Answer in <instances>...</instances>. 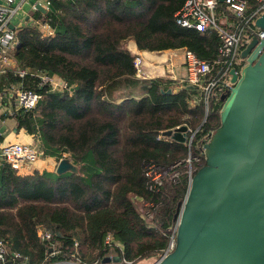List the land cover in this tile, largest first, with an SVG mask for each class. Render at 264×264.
Instances as JSON below:
<instances>
[{"label": "trees", "instance_id": "trees-1", "mask_svg": "<svg viewBox=\"0 0 264 264\" xmlns=\"http://www.w3.org/2000/svg\"><path fill=\"white\" fill-rule=\"evenodd\" d=\"M186 1L50 0L45 13L36 8L30 16L49 24L51 35L30 23L15 29L19 44L8 54L29 71L25 87L41 95L34 109L14 116L17 129L40 133L80 171L29 176L2 162L0 237L12 251L35 264L51 247L56 259L71 257L78 241L79 258L87 263L118 256L139 264L153 263L168 247L173 216L190 186L185 159L192 150L202 158L193 162L195 172L205 165L202 147L219 127L224 98H210L207 113L202 93L180 87L172 74L140 78L136 54L125 42L133 40L140 51L186 48L214 63L220 36L177 22ZM247 1L255 8L257 0ZM43 71L62 76L69 89L51 91L40 84ZM1 78L0 89L20 81L10 70ZM192 99L197 100L193 105ZM185 124L191 128L188 135L194 133L191 147L169 135L158 138ZM150 164L180 172L150 188L145 176ZM146 202L154 205L152 220L146 217ZM42 226L51 232L43 241ZM108 233L113 246L106 242Z\"/></svg>", "mask_w": 264, "mask_h": 264}, {"label": "water", "instance_id": "water-1", "mask_svg": "<svg viewBox=\"0 0 264 264\" xmlns=\"http://www.w3.org/2000/svg\"><path fill=\"white\" fill-rule=\"evenodd\" d=\"M256 24L264 28V15ZM242 52L247 62L230 70L235 84L222 96L219 127L203 144L205 165L173 216L175 246L153 264H264V39ZM187 129L165 135L186 142ZM79 171L68 156L56 166L58 175Z\"/></svg>", "mask_w": 264, "mask_h": 264}, {"label": "built area", "instance_id": "built-area-1", "mask_svg": "<svg viewBox=\"0 0 264 264\" xmlns=\"http://www.w3.org/2000/svg\"><path fill=\"white\" fill-rule=\"evenodd\" d=\"M37 3L41 4L46 9L51 5L50 0H35L33 10H36ZM21 6L22 4H16L15 0H1L0 2V85L2 82L1 76L6 70L12 71L15 77L20 78V81L16 83L9 82L0 89V117L2 114H8L14 117L20 110H32L37 106L41 98L39 93L26 88L24 85L23 79L29 71L18 66L16 60L8 54L11 48L19 44L15 29L11 27V19ZM249 7L247 0H187L182 9L177 13V22L180 26L199 33L215 32L221 39L218 49L220 56L214 63L199 58L189 49H182L187 73L185 77L180 80V87L199 90L203 95L207 113L209 111L210 98L215 96L218 97L219 95L223 96L230 93L232 90L231 88L235 83L232 81L230 70L235 68L236 71L239 72L241 67L247 62L242 51L254 38L258 37L259 39H264V28L256 24V20L264 15V0H257L255 8L249 9ZM28 21V23L33 26L39 25L40 27L43 25L46 27L47 35L53 33L52 28L45 21L35 20L33 18H28ZM135 56L134 63L138 76L147 79L148 76H145L144 72L141 70L144 61L143 57L139 55ZM38 77H40V84L48 85L51 91L69 89L67 81L58 74H51L43 71L38 74ZM196 102V99L191 100L192 105ZM189 132H191L190 127L185 131L187 138ZM193 134L189 138L188 145H190V147L192 146ZM164 136H166L165 132L160 134L158 138ZM191 156L192 155H190L188 159L189 182L196 169L194 163L190 161ZM0 158L2 161L5 160L8 162L13 169L19 170L24 163L36 161L38 152L29 143L22 141L8 142L0 146ZM193 160L200 164L202 158L201 156H193ZM169 169L170 168L165 169L157 164H150L145 172L146 182L149 187L158 189L164 184L163 181L166 176L170 175L173 179L179 174L178 171L169 173ZM145 205L147 207L150 206L146 213V217L152 220L154 218V209H152V206L154 205L148 202H146ZM177 225L178 224L174 222L171 227V240L168 247L161 254V257L170 253L174 248ZM38 236L40 240L43 241L51 237V232L43 226L39 229ZM105 239L110 246L115 244L111 233H108ZM79 252V242L76 241L75 249L71 257L56 259L58 252L54 247H51L48 253L43 257V261L35 264H101L100 260L92 263L83 261L79 258ZM123 262L127 264L133 263L126 258H123ZM0 264L33 263L29 256H24L18 251H12L8 242L0 237Z\"/></svg>", "mask_w": 264, "mask_h": 264}, {"label": "crops", "instance_id": "crops-1", "mask_svg": "<svg viewBox=\"0 0 264 264\" xmlns=\"http://www.w3.org/2000/svg\"><path fill=\"white\" fill-rule=\"evenodd\" d=\"M25 4H29L30 5V10L28 12H22L26 14V17H24V15L19 14V11L24 9V4L23 2H25ZM15 3H21L22 6L21 8L17 11V13L13 16L15 17V19L12 21L11 23L15 26L14 29H16L19 25H24L26 23H28V18L30 19V15L32 13H30L33 10V6L35 5V0H15ZM34 11V10H33ZM32 11V12H33ZM18 15V16H17ZM32 18V17H31ZM16 21V22H14ZM133 43H135L133 41ZM136 47V45H135ZM138 52L142 53L145 55L144 58V62H145V67L146 69L150 70V72L152 70H155L157 68L158 65H153V63H156L154 61H156L157 57H159V55H155L154 51H140L137 48H135ZM179 50L176 49H166L164 52V54L171 55L173 56V54H175V57L173 56L171 59V62L166 66H168V70L167 74L170 75L171 73H173L172 76H174V78L176 79H183L186 75V70H185V65H184V54H181L178 52ZM179 53V54H178ZM159 68H162V66H158ZM164 67V66H163ZM164 72V71H163ZM5 115V114H4ZM15 119V117H14ZM3 125H6V127L4 128L3 132L0 133V146L3 145V143H8V142H25V143H29L31 144L35 150H37L38 152V158L36 161L34 162H27L24 163L21 167V174H25V175H29V176H38L39 174H41L42 171L44 170H53L56 171V166L59 162V159L62 158L64 155H61L59 152H55L53 149H51L50 147H48L41 138V134L40 133H35V134H29V132H27L24 128H21V130L17 129V121L16 119L14 120V122L12 124H8V123H3ZM2 124H0V128L3 126ZM16 128V130H15ZM2 160L0 158V168H1V164H2ZM1 171V169H0Z\"/></svg>", "mask_w": 264, "mask_h": 264}, {"label": "rangeland", "instance_id": "rangeland-1", "mask_svg": "<svg viewBox=\"0 0 264 264\" xmlns=\"http://www.w3.org/2000/svg\"><path fill=\"white\" fill-rule=\"evenodd\" d=\"M0 2H1V0H0ZM26 3V1L25 2H23V4H24V9H22V10H20L19 11V13H18V15L19 14H22V15H24V17H26V14L25 13H22V12H28L29 10H30V5L29 4H25ZM33 11V10H32ZM32 11L30 12V13H32ZM17 15V16H18ZM15 19V17H12V21ZM14 22H16V21H14ZM40 28L42 29V31L44 32V33H46V27H44L43 25H41L40 26ZM125 47L128 49H130L132 52H134L136 55H139V56H142L143 57V59L145 58V55L144 54H142V53H140V52H138L135 48V43H133V40H127L126 42H125ZM147 51V50H146ZM146 51H144V52H146ZM179 53H181L182 54V50H179L178 51ZM165 52L164 51H162V52H154V54L155 55H159V57H157V59H156V61H154V62H156V63H153V65H158V66H162V68H159L158 66H157V68L155 69V70H152L151 72H150V70H148V69H146V67H145V62L143 61V64H142V66H141V70H142V72H144V74H145V76H158V75H165V74H167V72H168V70H165V69H168V66H166V64L168 65L170 62H171V59L170 58H172L173 56L175 57V54H173V56H171V55H168L167 56V54H164ZM178 53V54H179ZM164 66V67H163ZM164 71V72H163ZM172 75H173V73H171ZM140 78H142V77H140ZM143 79V78H142ZM138 94V93H137ZM14 117L13 116H11V115H2V117H0V124H2L3 125V123H8V124H12L13 122H14ZM191 136L190 135H188V141L186 142L187 143V145L189 144V138H190ZM190 146V145H189ZM191 153V154H190ZM190 155H192L191 156V159H190V161H191V163H193L194 162V160H193V154H192V150H190L189 151V153H188V155H187V157H186V161H187V163H188V166H189V162H188V159H189V156ZM64 156H66V154L64 155ZM69 157V156H68ZM71 158V157H70ZM72 159V158H71ZM180 171H178V173H179ZM43 227V226H42ZM151 261L152 260H148V261H144V260H140L138 263L139 264H150L151 263ZM101 264H123V262H122V259H121V257H118V256H116V257H109V256H104V258L101 260Z\"/></svg>", "mask_w": 264, "mask_h": 264}]
</instances>
